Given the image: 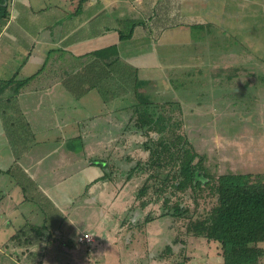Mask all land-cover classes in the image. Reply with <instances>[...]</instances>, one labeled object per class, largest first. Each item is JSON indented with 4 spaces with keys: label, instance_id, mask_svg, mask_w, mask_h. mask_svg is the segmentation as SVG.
Masks as SVG:
<instances>
[{
    "label": "crops",
    "instance_id": "obj_1",
    "mask_svg": "<svg viewBox=\"0 0 264 264\" xmlns=\"http://www.w3.org/2000/svg\"><path fill=\"white\" fill-rule=\"evenodd\" d=\"M205 2L4 1L7 16L0 15V149L5 151L0 152V164L5 166L0 169L18 168L17 179L26 183V189L12 177L8 179L11 186H0V264H224L214 241L184 237L173 231L177 227L172 221L164 220L156 222L159 233L152 235L145 228L149 221L132 218L133 209L137 210L136 193L130 195L129 186L115 182L121 176L115 164L119 159L110 158L113 144L129 135L123 134L120 123L114 126L105 121L96 126L69 118L85 108L88 96L97 100L98 111L105 108L98 116L109 108L112 117L130 116L135 77H143L144 69L151 73V65H159L163 58L159 53L168 64L173 58L169 57L170 46H177L182 48L183 61L191 58L199 64L200 53L226 45L222 33L226 28L218 26L208 12L205 17L193 12L195 4ZM126 22L128 28L123 30ZM206 25L218 29L211 31ZM191 27L202 31L199 37L191 35L187 43L176 38L180 32L171 31H190ZM121 33L130 36L122 39ZM231 42L223 53L233 52ZM118 80V86L125 88L116 87L114 94L110 86ZM103 94L108 95L107 101ZM121 96L129 103H121ZM77 139L83 146L71 144ZM4 174L8 175H0ZM29 226H42L51 234L39 238L28 231ZM18 230L22 231L19 241L10 242ZM84 232L92 234V244L77 240ZM251 264H264V251Z\"/></svg>",
    "mask_w": 264,
    "mask_h": 264
},
{
    "label": "rangeland",
    "instance_id": "obj_2",
    "mask_svg": "<svg viewBox=\"0 0 264 264\" xmlns=\"http://www.w3.org/2000/svg\"><path fill=\"white\" fill-rule=\"evenodd\" d=\"M202 1H206L205 4H195L193 12H197V15L202 17H205L208 12L209 17L215 18L218 26L225 27L222 33L226 35L227 44L220 45L221 49L214 45L215 52L201 53L199 64L191 58L183 61V56L180 55L182 48L168 46L172 53H175H169L171 54L169 57L173 56L170 63L166 64L168 60L163 57L159 65H155L157 62L151 65V73L148 69H144L146 74L143 77L150 78L151 76V83L140 89L146 94L149 93L150 100L154 103H165V106L160 107V111L170 119L171 124L163 131V135L168 141L174 143L170 149V153L175 151L174 155L163 154V162L158 164L155 155L143 145L148 138L152 137L155 145L160 147L159 133L153 129L149 130L147 135L129 134L112 146L114 152L110 158L116 156L119 159V163L115 164L119 167L118 172H121V176L118 175L115 182L119 186L123 184L129 186V194L136 193V197L143 184L148 186L147 193L135 198L134 206L136 205L137 210L133 209L136 213L132 218L149 221L145 228L150 230L152 235H158L159 232L156 231L160 227L156 222L161 220L172 221L177 227L173 231L177 230L184 237L192 235L187 234V231H191L190 226L198 219L205 218L216 204V194L206 186L195 191L187 189L185 192H174L171 188L170 185L177 182L178 178H175L177 166L174 164L177 159L176 144L184 142L196 159H201L205 172L210 175L227 172L247 173L253 181L260 178L264 183V80H262L264 77V0ZM155 13H157L156 10ZM171 20L166 21L170 23ZM126 23L127 26L124 28L122 26L123 30L128 28V22ZM195 27H191L190 31L182 29L171 31L180 32V38H176L179 40L184 38L183 42L187 43L191 35L199 37L202 28ZM208 29L213 31L218 28L208 27ZM223 38L221 36V40ZM229 40H232L233 52L223 53L225 47L229 46ZM187 48L191 50L192 44ZM214 60L219 61L214 62ZM120 71L122 72L123 69ZM137 73L134 72V75ZM208 75L211 78L207 80ZM143 77L138 75L135 78ZM221 77L224 78L221 79ZM245 83L247 86L243 87ZM119 84L118 80L110 86L114 94L118 90L116 87L125 88V86H118ZM121 85L124 84L121 83ZM103 95L106 97L105 99L103 96L104 101H107L108 95ZM132 99L135 101L134 97ZM96 101L88 96L83 102L85 108L79 114L76 113L69 118L77 119L76 122L82 124L96 123V126H100L105 121H109L114 126L115 123L122 125L123 121L127 120V116L124 115L112 117L110 108L104 116H98L97 112L102 114L105 108L98 111ZM169 101H178L179 106L172 108L166 105ZM100 103L102 101L98 102ZM133 113L131 111L130 115ZM137 118L138 115H134L133 121ZM73 126L76 127L77 123ZM179 135H182V139H178ZM71 141L74 145L81 144L79 139ZM3 151L5 150L0 149V152ZM152 162L153 164L150 165ZM137 163H140L142 167L136 168L131 176L127 177L126 170ZM116 165L113 166L115 172L117 171ZM3 166L5 165L0 164V167L4 168ZM13 168L9 175H0V186H11V180L8 181V179L12 177V172H17L18 169ZM159 171L160 173H157ZM164 178H167L164 181L165 185L159 189ZM143 200L145 201L144 206L141 205ZM139 201L140 203L137 204ZM175 203L188 209L183 217L164 218L160 216L166 205L171 206ZM131 207L127 208L129 213ZM129 213L126 216L131 217ZM200 241L210 242L203 236H199ZM261 244L262 242L257 245L262 247ZM200 246L203 247L204 244Z\"/></svg>",
    "mask_w": 264,
    "mask_h": 264
},
{
    "label": "trees",
    "instance_id": "obj_3",
    "mask_svg": "<svg viewBox=\"0 0 264 264\" xmlns=\"http://www.w3.org/2000/svg\"><path fill=\"white\" fill-rule=\"evenodd\" d=\"M4 1L0 0V15L6 18L7 10ZM120 36L122 39L127 38L130 36V33H121ZM103 53L107 52L103 51ZM159 54L166 58L162 53ZM262 78L264 80V77ZM135 82L133 86L135 101L129 103L121 98V103L127 104L128 102L131 106H128V109H131L134 113L127 116V120L123 121L120 128L123 134L138 133L147 135L151 129L158 132V144H160V147L155 145L152 137L148 138L143 145L150 149V152L155 155V160L159 162L158 164H161L164 158L163 154L171 156L175 153V151H171L170 153V149L174 143L168 141L166 136L163 135V131L171 124L170 119L160 111V107L165 106V103L161 104L158 101V103H154L153 100H150L149 93L146 94L145 91L140 90L141 87L151 83V78L148 80L139 78ZM245 86H247V83L243 85V87ZM253 88L256 89L255 87ZM177 102L169 101L166 105H170L172 108L178 107ZM134 115H138L135 121H133ZM178 139H182V135H179ZM175 146L177 159L174 164L177 166L175 170L177 176L175 177L174 175V177L178 178L177 182L170 185L174 192H185L187 189L195 191L206 186L211 188L216 194V204L205 218L198 219V221H195L190 226L191 231H187V234L203 236L208 241L218 243L224 264L255 263L263 255L264 251V248L257 245L260 242H264V183L262 180L259 178L253 181L247 173L227 172L220 175H210L205 172L201 159H196L195 155L191 153L184 142ZM165 163L167 162L165 161ZM152 164L153 162L150 165ZM140 167H142L140 163H137L129 169L127 176H131L133 171ZM2 173L9 175L10 169H0V174ZM157 173H160V171ZM16 174L18 172L13 171L12 178H15V181L20 182L19 185L26 189V183L18 180L19 178L17 179ZM166 180L167 178H164L161 181L159 189L165 185L164 181ZM147 191L148 186L143 184L137 193V197L144 195ZM141 205H145L144 200L141 202ZM187 210L182 205L175 203L171 206L166 205L161 211L160 216L164 218H181L186 214ZM28 228V231L32 233L36 232L39 238H45L46 235L51 234L49 231H45L46 229L44 230L42 226H29ZM21 232V230H18L13 233L9 241H19L22 235ZM23 232L27 236V232L25 233L24 229Z\"/></svg>",
    "mask_w": 264,
    "mask_h": 264
},
{
    "label": "built area",
    "instance_id": "obj_4",
    "mask_svg": "<svg viewBox=\"0 0 264 264\" xmlns=\"http://www.w3.org/2000/svg\"><path fill=\"white\" fill-rule=\"evenodd\" d=\"M77 240L80 243H84L86 245H89V244L93 243V236L90 232H84L78 236Z\"/></svg>",
    "mask_w": 264,
    "mask_h": 264
}]
</instances>
